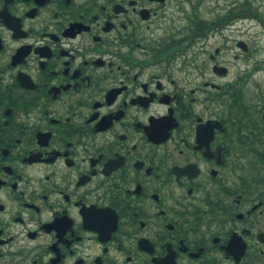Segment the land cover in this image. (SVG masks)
Returning a JSON list of instances; mask_svg holds the SVG:
<instances>
[{"label":"flooded vegetation","instance_id":"obj_1","mask_svg":"<svg viewBox=\"0 0 264 264\" xmlns=\"http://www.w3.org/2000/svg\"><path fill=\"white\" fill-rule=\"evenodd\" d=\"M233 25L227 0H0V264H264Z\"/></svg>","mask_w":264,"mask_h":264},{"label":"rangeland","instance_id":"obj_2","mask_svg":"<svg viewBox=\"0 0 264 264\" xmlns=\"http://www.w3.org/2000/svg\"><path fill=\"white\" fill-rule=\"evenodd\" d=\"M239 0H227V14L235 3ZM253 7L259 10L264 17V0H253ZM231 27L230 40L231 46L228 47L227 68L229 73L227 76V84H234L240 79L248 81L246 87L252 91L258 89L264 93V68L260 71H254L256 66H264V25L256 20L244 19L239 20ZM244 40L249 43V54L236 59L235 56L240 54L239 48L235 47L237 40ZM250 76L247 78V76Z\"/></svg>","mask_w":264,"mask_h":264},{"label":"trees","instance_id":"obj_3","mask_svg":"<svg viewBox=\"0 0 264 264\" xmlns=\"http://www.w3.org/2000/svg\"><path fill=\"white\" fill-rule=\"evenodd\" d=\"M249 1V0H248ZM247 0H239L237 3L233 5L230 11L227 14V23H234L239 20L244 19H252L256 20L264 25V17L260 13L259 10H256L253 7L252 2H248ZM264 68V66H256L254 71H260ZM250 76L248 75L247 78ZM237 81L232 84V100L233 102H243V97H247L248 102H255V96L257 94L256 90L252 91L251 88L246 87L245 83L248 81L244 80V82Z\"/></svg>","mask_w":264,"mask_h":264},{"label":"water","instance_id":"obj_4","mask_svg":"<svg viewBox=\"0 0 264 264\" xmlns=\"http://www.w3.org/2000/svg\"><path fill=\"white\" fill-rule=\"evenodd\" d=\"M239 46H242V47H243V46H246V43H245V42H240V43H239ZM245 50H246V49H245ZM227 72H228V70H227Z\"/></svg>","mask_w":264,"mask_h":264}]
</instances>
